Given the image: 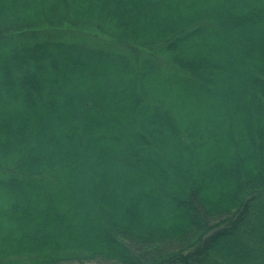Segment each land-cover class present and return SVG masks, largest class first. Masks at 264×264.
<instances>
[{
  "label": "trees",
  "instance_id": "trees-1",
  "mask_svg": "<svg viewBox=\"0 0 264 264\" xmlns=\"http://www.w3.org/2000/svg\"><path fill=\"white\" fill-rule=\"evenodd\" d=\"M0 264H264V0H0Z\"/></svg>",
  "mask_w": 264,
  "mask_h": 264
}]
</instances>
